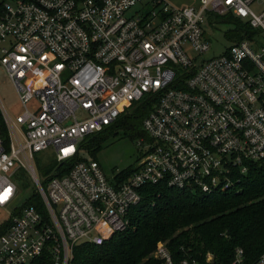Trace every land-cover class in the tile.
I'll use <instances>...</instances> for the list:
<instances>
[{
  "label": "built area",
  "instance_id": "obj_1",
  "mask_svg": "<svg viewBox=\"0 0 264 264\" xmlns=\"http://www.w3.org/2000/svg\"><path fill=\"white\" fill-rule=\"evenodd\" d=\"M196 2L0 0V70L21 109L10 117L0 103V264H34L43 252L49 264H71L73 246L102 245L130 226L145 186L211 194L235 188L249 164L264 166V9L251 10L264 0ZM209 13L231 14L258 34L203 59ZM149 95L150 142H138L131 176L108 180L94 159L62 176L36 172L35 154L50 150L57 165L80 156L85 136ZM24 181L46 219L18 200ZM155 250L158 264H200L163 243ZM243 255L236 249L231 264H245ZM251 264H264V253Z\"/></svg>",
  "mask_w": 264,
  "mask_h": 264
},
{
  "label": "trees",
  "instance_id": "obj_2",
  "mask_svg": "<svg viewBox=\"0 0 264 264\" xmlns=\"http://www.w3.org/2000/svg\"><path fill=\"white\" fill-rule=\"evenodd\" d=\"M207 21L232 25L233 29L224 33L232 42L252 40L258 34L248 22L231 14L209 13ZM154 99L149 95L134 102L113 124L85 136L79 150L96 160L102 145L116 136L118 130L131 140L150 142L143 131V120L153 109ZM86 160L77 156L60 165L53 161L42 173L54 169L57 176H62L76 162ZM248 166L246 176L240 177L235 188L211 194L164 184L145 186L139 203L128 213L130 226L102 245L88 242L73 246L71 264H158L154 257L158 243H163L174 256L187 255L200 264H205L208 254L212 255V264H231L236 249L241 248L244 263L251 264L264 253V166L257 163ZM134 172L130 166L119 172L118 177L125 179ZM22 205L34 206L47 218L46 207L35 190ZM19 214L20 211L13 212L15 216ZM42 254L34 264H49V254Z\"/></svg>",
  "mask_w": 264,
  "mask_h": 264
},
{
  "label": "rangeland",
  "instance_id": "obj_3",
  "mask_svg": "<svg viewBox=\"0 0 264 264\" xmlns=\"http://www.w3.org/2000/svg\"><path fill=\"white\" fill-rule=\"evenodd\" d=\"M169 6L178 9L184 7H197L196 0H164ZM263 6L260 4H253L251 10L256 14L260 15L263 11ZM208 22V21H207ZM233 29L230 24L224 25L221 23L208 24L204 26V37L207 39L210 49L205 55H202L203 59H211L222 55L232 44L230 39H227L224 33ZM41 74L40 71H34V74L30 76L34 79ZM0 103L3 109H5L10 117H14L19 113L20 106L18 102L17 92L11 85V83L4 77V74L0 70ZM142 140L134 138L131 140L125 136L121 130L117 131L116 136L110 137L103 145L101 150L96 154V160L100 165L101 171L104 172L108 180H111L113 176L119 174L122 170L132 166L134 167L139 156L143 150L138 145V142ZM145 144L148 143L144 140ZM81 158L84 160L92 159L88 154H84L80 151ZM35 157V169L36 172L42 173V169L48 163L53 162L55 156L50 150L41 151L34 155ZM21 190L20 197H28L33 192V185L28 182H21L19 185ZM7 213L0 209V221L5 219Z\"/></svg>",
  "mask_w": 264,
  "mask_h": 264
}]
</instances>
